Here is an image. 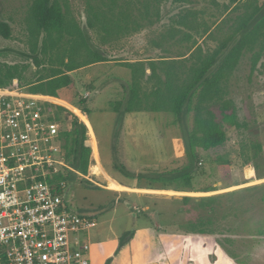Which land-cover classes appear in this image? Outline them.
<instances>
[{
	"label": "rangeland",
	"instance_id": "1",
	"mask_svg": "<svg viewBox=\"0 0 264 264\" xmlns=\"http://www.w3.org/2000/svg\"><path fill=\"white\" fill-rule=\"evenodd\" d=\"M58 1L67 21L85 27L92 45L108 59L70 73L73 85L70 90H61L59 96L75 103L74 90L79 88V96L89 92L85 105L88 127L91 134L95 133L98 144L97 147L95 138L91 139L96 157L91 172L102 176L94 180L103 184L104 178L105 185L89 186L82 177L75 176L68 183L65 201L69 208L96 218L97 225L90 231L92 240L135 235L140 240L138 264H155L166 255L172 256L169 259L174 263L183 257L184 248L189 250L188 264H225L226 260L264 264V232H261L264 230V48L256 45L254 50H246L225 82L223 99L234 106L238 126L220 122L227 140L199 156L201 166L196 173L187 168L190 159L183 138L182 142L176 141V154L171 141L174 135L183 136V127L188 130L194 127L193 112L187 113L181 122L166 111H137L122 116L114 109L115 103L127 95L125 84L131 79V70L123 62L152 59L158 63L161 58L179 59L185 55L178 61L188 65L192 40L208 53L239 24L247 7L250 11L253 3L261 4L264 0H240L237 8L228 12L229 0H114L115 6H110V10L105 5H111L113 0ZM32 2L0 0V20L8 22L11 29L8 39L0 34V49L27 53L1 52L0 70L15 71L14 79L24 91H28L30 82L46 85L48 78L60 69L54 58L59 48L46 47L38 56L39 66L28 56L33 52L34 42ZM89 6L104 8L113 22L118 23L94 19L95 26L87 29ZM119 11L125 12L129 20L123 22ZM116 24H125L127 28L121 31ZM206 26L208 33L204 32ZM108 31L113 32L109 37ZM187 34L191 40L184 38ZM68 48L64 44L60 52ZM76 58L79 63L80 57ZM159 72L163 77L162 71ZM89 83L92 88L85 89ZM97 148L104 168L115 179L124 178L151 188L198 190L214 184L216 192L140 190V193H162L172 197L169 199L122 192L132 190L103 170ZM184 174L192 177L183 179ZM230 185L236 187L222 189ZM184 195L213 197L183 200ZM201 229L205 233L201 234ZM210 236L219 243L222 255H216L217 244L205 257L203 253L197 255L196 261L191 251L201 249L191 238Z\"/></svg>",
	"mask_w": 264,
	"mask_h": 264
},
{
	"label": "trees",
	"instance_id": "2",
	"mask_svg": "<svg viewBox=\"0 0 264 264\" xmlns=\"http://www.w3.org/2000/svg\"><path fill=\"white\" fill-rule=\"evenodd\" d=\"M239 1L229 0L230 6L226 5V12L232 8L236 9ZM110 4L105 5L108 10L111 9L110 6L112 8L115 6L114 0L110 1ZM246 11L247 13L231 33L208 53L205 54L198 42L192 40L193 50L189 51L187 60L190 63L188 65L186 62L178 61L183 60L180 58L185 55L178 57L179 59L161 58L157 61L158 63L152 59L123 62L124 66L131 70V79L129 84H125L127 95L123 101L115 103L114 109L120 115L137 111H166L173 114L175 120L182 122L187 113H194V127L191 130L186 127L182 128L185 153L190 159L187 168H191V172L196 173L200 168L201 164L199 165L198 162H200L199 156L202 153L222 145L227 140V132L223 129L221 121L228 122L232 127L238 126L234 106L228 99H223L225 82L236 69L246 50L252 51L256 45L264 48V2L260 4L256 1L251 5L250 11L248 7ZM119 12V18L123 22L129 20V16L125 12ZM88 14L85 23L87 29L95 26L94 19L95 21L100 20L101 23H118L117 21L113 22V17L109 16L104 8L89 6ZM31 17L33 21L31 33L34 35V42L33 52L28 56L33 58L36 66H39L41 62L38 56L44 49L46 50V47L59 48V50L56 49L54 58L60 63V69L57 74L48 78L46 85L38 81L28 83L29 92H40L59 97L61 90H70L69 86L73 85L70 73L89 64L108 61L104 53L92 45L85 27L67 21L58 0H33ZM184 24L187 23H180L181 26ZM116 26H119L116 28H121V31L127 28L125 24H116ZM116 28L113 30L116 31ZM208 28L204 31L205 33L209 30ZM10 31V24L0 20L1 36L8 39ZM111 34L113 32L108 31V37ZM184 38L191 40L188 34ZM64 44L69 45V48L60 52V48ZM8 50L27 55V53H21L11 48L0 49V53ZM76 56L80 57L79 63L76 61ZM50 58L52 61V57ZM158 69L162 71L163 77ZM147 70L150 72L147 73ZM15 76V71L2 72L0 70V87L18 86L19 84L14 79ZM88 88H92V83L85 86V89ZM77 89L73 91V97L76 96L73 104L88 113L85 106L87 98H84L82 94L79 96L80 90ZM63 110L59 107L56 116L59 120L61 119L63 124L58 141L66 164L74 171L55 175L53 179L57 183L62 179L70 181L78 176L76 172L86 175L91 155V149L84 144V140L87 138V127L77 119L68 122L62 116ZM191 177L184 174L182 178L190 180ZM83 180L89 186L100 187L84 178ZM54 187L55 190L58 189L57 185ZM212 190H215L212 184L206 185L202 189V191ZM211 197L213 196H204L201 199ZM183 198L193 197L184 196ZM199 231L201 234L205 233L202 229ZM191 240L201 249L200 251L192 249L191 255L195 257V260L197 255L202 253L205 257L204 254H208L209 250L217 244L216 255H222L219 243L211 236L203 239L192 237ZM138 246V239L128 233L95 245V253L100 257L97 264H131V258L136 254ZM182 252L183 257L171 264H188V248H184ZM226 262L225 264H236L232 260H226Z\"/></svg>",
	"mask_w": 264,
	"mask_h": 264
},
{
	"label": "built area",
	"instance_id": "3",
	"mask_svg": "<svg viewBox=\"0 0 264 264\" xmlns=\"http://www.w3.org/2000/svg\"><path fill=\"white\" fill-rule=\"evenodd\" d=\"M23 89L0 87V264H91L90 231L97 220L69 208V181L53 179L74 171L58 141L60 107L68 122L77 119L88 130V173L76 172L78 177L104 187L91 172L96 159L91 139L97 144L96 136L73 107L88 115L58 96Z\"/></svg>",
	"mask_w": 264,
	"mask_h": 264
},
{
	"label": "crops",
	"instance_id": "4",
	"mask_svg": "<svg viewBox=\"0 0 264 264\" xmlns=\"http://www.w3.org/2000/svg\"><path fill=\"white\" fill-rule=\"evenodd\" d=\"M150 71L149 70H147V73H149ZM132 113H136V112H132ZM94 131V130H93ZM94 133V132H93ZM94 135H95V133H94ZM96 136V135H95ZM181 138H183V137H181V136H179V135H174V136H172V138H171V141H172V147H173V153L174 154H176V141H179ZM181 142H182V139L180 140ZM95 142H96V140H95ZM182 145H183V143H182ZM96 146H97V144H96ZM184 147V146H183ZM97 153H98V148H97ZM98 155H99V162H100V164H101V167L103 168V170L106 172V173H108L107 171H106V169L104 168V166H103V164H102V162H101V159H100V153H98ZM108 175H110L111 176V178H113L112 177V175L111 174H109L108 173ZM116 182H118L119 184H121V185H123V186H125V187H128V189L129 190H132V191H122V192H126V193H135V194H138V195H147V196H154V197H161V198H172V197H170V196H168V195H165V194H160V193H145L146 192V190H147V192H150L151 190L153 191H157V192H162V191H165V190H171V191H174V192H181V193H183V194H186L185 192H191V193H212V192H216V189L214 188V184H212L213 185V188L215 189V190H212V191H202V189L203 188H201V189H198V190H195V189H185V188H171V187H154V188H151V187H148V186H144V185H138V184H134V183H131V182H129L128 180H126V179H124V178H122V179H120V180H118V179H115V178H113ZM124 179V180H123ZM230 187H236V185H230V186H225V188H222V189H229ZM140 190H142V191H145L144 193H140V192H142V191H140ZM113 191V190H112ZM184 196H191V197H193V198H196V199H201V197H204V196H201V197H197L196 195H184ZM183 196V197H184ZM206 196H208V195H206ZM182 197V199L184 200V198ZM146 208H148V206H146ZM138 210V209H137ZM139 211V210H138ZM87 215H90V214H87ZM91 216H93V215H91ZM135 236V235H134ZM135 238H137L136 236H135ZM110 239H114V238H109V239H106V240H104V241H93L92 240V238H91V234H90V240H91V242H92V249H91V264H97V262H98V258L100 259V257L95 253L96 251V248H95V245H98V244H100V243H102V242H106V241H108V240H110ZM138 239V242H139V246H138V248H137V252H136V254L131 258V264H138L137 263V258H138V256H139V250H140V240H139V238H137ZM166 257L167 258H161L160 260H158V262H156L155 264H171V260L169 259V258H171L172 256H167L166 255ZM157 261V260H156Z\"/></svg>",
	"mask_w": 264,
	"mask_h": 264
},
{
	"label": "bare ground",
	"instance_id": "5",
	"mask_svg": "<svg viewBox=\"0 0 264 264\" xmlns=\"http://www.w3.org/2000/svg\"><path fill=\"white\" fill-rule=\"evenodd\" d=\"M73 109H74V111L76 112V113H78L79 115H80V117L85 121V118H86V121L89 123V121H88V118L85 116V114L84 113H82L79 109H77L76 107H73ZM85 121V122H86ZM87 122H86V124H87ZM94 148V147H93ZM95 176H97V175H95ZM97 177H99V178H102V176H97ZM103 181H104V183H105V180H104V178H103ZM168 193V192H167ZM179 194V193H178Z\"/></svg>",
	"mask_w": 264,
	"mask_h": 264
}]
</instances>
